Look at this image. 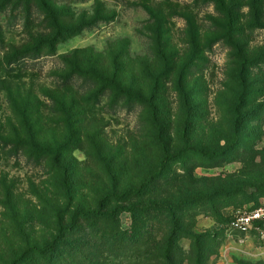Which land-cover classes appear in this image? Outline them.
Listing matches in <instances>:
<instances>
[{"label": "rangeland", "instance_id": "1", "mask_svg": "<svg viewBox=\"0 0 264 264\" xmlns=\"http://www.w3.org/2000/svg\"><path fill=\"white\" fill-rule=\"evenodd\" d=\"M227 5L232 24L224 30L227 18L214 1L0 0V264H23L29 245L50 242L59 211L67 219L75 206L93 209L104 198L108 209L176 205V264H264L261 232L229 223L264 204V0ZM79 24L89 26L54 50L7 63L55 25ZM158 31L163 44L169 38L167 54L177 53L173 64L158 56ZM91 70H119L142 100L95 98L101 92L88 80ZM33 142L63 144V154L34 155L26 146ZM165 151L181 154L159 176ZM151 176L141 198L115 202ZM140 220L147 241L167 236L165 213L134 219L124 210L115 221H79L71 237L80 249L70 254L78 264H143L110 236L113 227L130 233Z\"/></svg>", "mask_w": 264, "mask_h": 264}, {"label": "trees", "instance_id": "2", "mask_svg": "<svg viewBox=\"0 0 264 264\" xmlns=\"http://www.w3.org/2000/svg\"><path fill=\"white\" fill-rule=\"evenodd\" d=\"M201 1V0H198ZM202 1H214L217 5V11L223 13L227 18V22L225 25H221V22H217L220 24L222 28L229 29L232 24L231 18V8L227 5V0H202ZM156 21L158 23V17L156 16ZM85 26L79 24L77 27L72 28H63L60 25L54 26V31L51 36L48 38L42 39L37 42L34 47L29 50L23 49L22 51H17L11 54L8 57L7 63H13L21 56H26L29 53H35L39 55L42 48L46 47L50 51L54 50L57 43L63 40L64 38L77 34L82 30ZM159 28H161L159 26ZM225 30V29H224ZM156 36L157 39V47H158V56L162 58L165 64L172 63L175 60L177 53L171 51L170 54H167V46L169 44V38L166 39V44H163L162 41V32L158 31ZM2 31L0 30V42H2ZM200 38V34L197 31V34L192 33L189 44L192 48V51H196L197 42L196 40ZM195 58L193 55H189V59ZM90 74L89 81L93 83L99 84L98 92L95 94V98H98V94H103L102 92L112 94V100L118 101L120 99H126L130 101L134 95H132V91L130 88L125 87L120 81L121 77L118 74L119 70H115L111 73L107 72H97L95 70L88 71ZM15 74L13 76H16ZM97 95V97H96ZM134 101H141V95H138ZM98 102V101H97ZM96 104V103H95ZM96 105H93L95 107ZM25 127L32 133V127L29 122H26ZM34 137V135H33ZM27 148L31 151L32 154L43 157H59L63 153V144H58L54 148H50L48 146L39 145L35 142L29 143L26 145ZM192 151L195 149H191ZM202 153L207 157H214L221 154V152L213 151L206 152L201 150ZM200 151V152H201ZM181 153L169 154L168 151H165L164 159L162 162V172L159 176L164 175L169 172L168 164L170 161L178 157ZM153 176L144 180L139 187H131L124 190L120 195H116L117 200L115 202H128L131 198H141L148 189L149 185L153 182ZM107 198H104L98 202L97 207L93 209H85L81 206H75L67 219L63 218L60 214L61 212L55 216V224H56V233L57 235L50 241L45 242L40 245H29L26 250L22 253L20 263L23 264H78L80 263L75 256L72 257L70 252L79 250L80 247L78 244V239L72 238L73 231L76 229V225L79 221H90V220H98V221H115L116 216L124 210H129L132 212L134 219L138 217L140 213H145L146 216H150L152 214L165 213L169 219L168 221V233L167 236L160 241L151 242L149 237V241L146 240L147 224H144V221L140 220V225H134L132 231L129 233L127 231L116 233V228L113 227L111 229L110 236L116 234L114 239L117 237L118 242L117 245H122L120 248L129 249L135 254H138L137 257L140 261H143V264H176L175 262V253H176V245L178 236L181 234V224L180 220L175 213V208H177L174 204H157V202H150L147 205L143 206L140 203H131L128 207H119L115 205L112 208L108 209V205L104 204V201ZM259 206V205H258ZM257 207V206H256ZM71 222L70 225L66 224L65 221ZM142 222V223H141ZM146 228V230H145ZM143 229V233H142ZM142 246V254L139 255V248ZM124 255V254H123ZM129 257H133V255H128ZM17 261L19 259L17 258ZM16 260H13L9 264H18ZM76 261V262H75ZM93 264V263H90Z\"/></svg>", "mask_w": 264, "mask_h": 264}, {"label": "built area", "instance_id": "3", "mask_svg": "<svg viewBox=\"0 0 264 264\" xmlns=\"http://www.w3.org/2000/svg\"><path fill=\"white\" fill-rule=\"evenodd\" d=\"M229 223L233 230L239 232L255 230L264 236V204L236 214Z\"/></svg>", "mask_w": 264, "mask_h": 264}]
</instances>
